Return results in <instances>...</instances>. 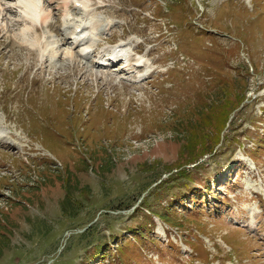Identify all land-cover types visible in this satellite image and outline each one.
Returning <instances> with one entry per match:
<instances>
[{
  "label": "rangeland",
  "instance_id": "obj_1",
  "mask_svg": "<svg viewBox=\"0 0 264 264\" xmlns=\"http://www.w3.org/2000/svg\"><path fill=\"white\" fill-rule=\"evenodd\" d=\"M104 2L99 50L136 36L158 75L40 70L0 25V264H264V0Z\"/></svg>",
  "mask_w": 264,
  "mask_h": 264
},
{
  "label": "bare ground",
  "instance_id": "obj_2",
  "mask_svg": "<svg viewBox=\"0 0 264 264\" xmlns=\"http://www.w3.org/2000/svg\"><path fill=\"white\" fill-rule=\"evenodd\" d=\"M54 1L0 0L1 25H7L5 28L10 29V27L21 23L23 20L29 23L22 29L21 33L16 34L18 38L21 37V40L14 38V42L17 44L11 46L12 49L14 46H19L21 51L31 53L32 62L34 65L37 62L36 67L40 70L46 68L57 73L59 69H67V67L75 65L79 61L88 65L89 71L92 72L99 73L96 69L101 68L109 70L108 66H103L97 61L93 62L91 57L95 47L99 45L98 41L103 39L101 36L108 29L115 27L117 23L104 15H98L96 11L102 6L95 3L93 6L92 0H78L80 1L78 5L76 0H62L59 6L50 8ZM17 6L21 8L19 10L21 18L17 19L15 23L7 22V18ZM59 10L65 12L63 13L62 23L56 25L51 23L50 19L58 14ZM128 49L129 42H122L113 45V49L106 48L100 53L105 51V55L123 56ZM134 67L138 68L139 66L134 64ZM17 135H19L17 132L12 134V132L9 133L0 129V144L4 143L13 148L14 145L18 148L22 147L21 137H17Z\"/></svg>",
  "mask_w": 264,
  "mask_h": 264
},
{
  "label": "trees",
  "instance_id": "obj_3",
  "mask_svg": "<svg viewBox=\"0 0 264 264\" xmlns=\"http://www.w3.org/2000/svg\"><path fill=\"white\" fill-rule=\"evenodd\" d=\"M227 102H229L228 100H225L222 104H220V105H218L217 104V106H219V107H221V105H223V104H225V103H227ZM243 102H245V99H244V101L242 100L241 102H239V104L237 105V107L238 106H242V107H244L245 105H243ZM233 112V111H232ZM232 112L230 111V113L226 116V122H225V126H227L229 123V118H230V116H231V114H232ZM248 117H252V115H248ZM262 119H264L263 117H262ZM263 133H264V131H263ZM262 133L261 132H259V131H257V133H256V135H257V137H255V139L257 140V144H258V146H261L262 144H263V140H264V137L261 135ZM192 156L190 157V159H195V154H196V149L195 148H193L190 152H189ZM183 173H185V172H183ZM186 175H187V173H185ZM192 177L193 176H190V178L192 179ZM196 179H197V177H196ZM107 244V243H106Z\"/></svg>",
  "mask_w": 264,
  "mask_h": 264
}]
</instances>
